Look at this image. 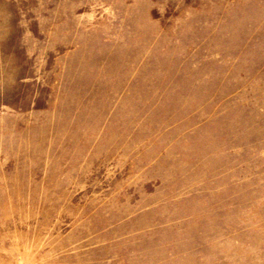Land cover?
Masks as SVG:
<instances>
[{
	"label": "rangeland",
	"instance_id": "obj_1",
	"mask_svg": "<svg viewBox=\"0 0 264 264\" xmlns=\"http://www.w3.org/2000/svg\"><path fill=\"white\" fill-rule=\"evenodd\" d=\"M0 264H264V0H0Z\"/></svg>",
	"mask_w": 264,
	"mask_h": 264
}]
</instances>
